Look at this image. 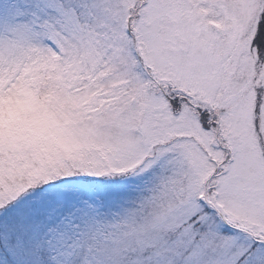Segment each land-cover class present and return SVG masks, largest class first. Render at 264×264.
I'll list each match as a JSON object with an SVG mask.
<instances>
[{"label":"snow or ice","instance_id":"obj_1","mask_svg":"<svg viewBox=\"0 0 264 264\" xmlns=\"http://www.w3.org/2000/svg\"><path fill=\"white\" fill-rule=\"evenodd\" d=\"M0 264H264V0H0Z\"/></svg>","mask_w":264,"mask_h":264}]
</instances>
